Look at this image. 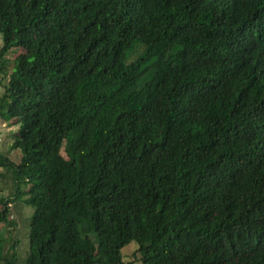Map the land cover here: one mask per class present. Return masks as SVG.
I'll list each match as a JSON object with an SVG mask.
<instances>
[{
  "label": "trees",
  "instance_id": "obj_1",
  "mask_svg": "<svg viewBox=\"0 0 264 264\" xmlns=\"http://www.w3.org/2000/svg\"><path fill=\"white\" fill-rule=\"evenodd\" d=\"M0 34L25 264H264V0H0Z\"/></svg>",
  "mask_w": 264,
  "mask_h": 264
},
{
  "label": "rangeland",
  "instance_id": "obj_2",
  "mask_svg": "<svg viewBox=\"0 0 264 264\" xmlns=\"http://www.w3.org/2000/svg\"><path fill=\"white\" fill-rule=\"evenodd\" d=\"M3 43L0 34V47ZM143 47H133L127 55L126 62L129 63L141 53ZM20 49H10L2 58L5 73L0 72V96L8 82V75L14 70L15 56ZM0 118V153L9 157L13 162L20 160V150L12 146L17 124L8 123ZM30 184L26 181H18L12 170L0 166V199L9 200L8 207L10 214L7 220L0 223V264H25L29 248V227L32 217V207L25 202ZM0 205V210H1ZM138 244L130 241L122 249V256L125 261H132L131 264H142L135 260V248Z\"/></svg>",
  "mask_w": 264,
  "mask_h": 264
}]
</instances>
